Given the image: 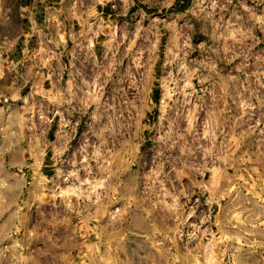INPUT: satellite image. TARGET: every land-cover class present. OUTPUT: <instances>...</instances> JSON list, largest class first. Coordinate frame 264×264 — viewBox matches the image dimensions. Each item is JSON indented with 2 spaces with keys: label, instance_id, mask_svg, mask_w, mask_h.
I'll return each instance as SVG.
<instances>
[{
  "label": "rangeland",
  "instance_id": "obj_1",
  "mask_svg": "<svg viewBox=\"0 0 264 264\" xmlns=\"http://www.w3.org/2000/svg\"><path fill=\"white\" fill-rule=\"evenodd\" d=\"M5 2L21 1L0 0L1 255L264 264V224L240 214L233 239L221 208L264 203V0H56L31 75L6 62L23 16Z\"/></svg>",
  "mask_w": 264,
  "mask_h": 264
},
{
  "label": "crops",
  "instance_id": "obj_2",
  "mask_svg": "<svg viewBox=\"0 0 264 264\" xmlns=\"http://www.w3.org/2000/svg\"><path fill=\"white\" fill-rule=\"evenodd\" d=\"M21 3H16V5L8 4L7 2L3 3L2 6L4 9H7L11 15H14L13 10L16 8L22 12L23 16V32L16 39L7 42L6 48L9 51V55L6 58V62L10 70L14 73L20 74L21 67L25 68V72L28 74L38 73L37 68L31 65H38L42 63V48L44 47L43 41H41L40 37L44 29L41 24V17L43 16L44 10H58L59 7L57 5L60 2H56V0H20ZM64 1V0H63ZM234 186V184H232ZM231 187V190L233 188ZM5 198H7L5 196ZM10 200V199H9ZM8 201V200H7ZM2 202V201H1ZM5 199L2 202L1 215L8 216L10 221L13 214L8 213L9 208L11 207V203H6ZM5 204L7 206H5ZM223 211L226 209L227 216L223 217V224H227V233L231 236V238L235 239L240 232L236 229L239 225L238 218L240 214L246 215L247 223L250 225L256 224L259 220L260 223L264 224V203H259L254 201L253 199L249 200L247 196L242 198L234 197L229 200L225 206L221 205ZM260 208V213L258 214L254 211V209ZM138 219V223H139ZM258 222V223H259ZM146 221L141 225L142 227L146 226ZM136 228V226L133 224ZM149 226V224H148ZM146 226V227H148ZM134 227V229H136ZM145 227V228H146ZM245 231H242V233ZM249 234L252 232V229H249ZM264 235V229L262 230ZM129 235L124 237V234L121 235V245L116 247L117 250L128 249L123 241L129 240ZM132 238V237H131ZM92 248V247H90ZM101 250V249H100ZM1 252V251H0ZM10 255V253L4 252V256L0 253V264H11V259L6 258V255ZM27 261L25 260V263Z\"/></svg>",
  "mask_w": 264,
  "mask_h": 264
},
{
  "label": "bare ground",
  "instance_id": "obj_3",
  "mask_svg": "<svg viewBox=\"0 0 264 264\" xmlns=\"http://www.w3.org/2000/svg\"><path fill=\"white\" fill-rule=\"evenodd\" d=\"M115 66V65H114ZM113 66V67H114ZM112 67V68H113ZM116 70V69H115ZM117 71V70H116ZM119 76H120V78H121V80L120 81H117V83L116 84H118V86H120V85H122V84H130L131 85V87L129 88L130 90H134L133 89V87H136L137 86V82H135V80L133 81L132 79H134L133 77H131L130 75H121V74H119ZM106 78H109V79H111V76H108V77H106ZM111 81H113V79L111 80ZM139 84V83H138ZM141 89H140V87H139V92H142L143 94L147 91V88H148V81H144V82H141ZM118 91H120L119 90V88L117 89ZM117 94H119L120 95V93L119 92H117Z\"/></svg>",
  "mask_w": 264,
  "mask_h": 264
},
{
  "label": "clouds",
  "instance_id": "obj_4",
  "mask_svg": "<svg viewBox=\"0 0 264 264\" xmlns=\"http://www.w3.org/2000/svg\"><path fill=\"white\" fill-rule=\"evenodd\" d=\"M0 187H3V185H0ZM3 200V198L2 197H0V201H2Z\"/></svg>",
  "mask_w": 264,
  "mask_h": 264
}]
</instances>
